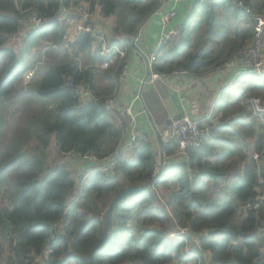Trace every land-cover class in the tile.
I'll use <instances>...</instances> for the list:
<instances>
[{
    "label": "trees",
    "instance_id": "obj_1",
    "mask_svg": "<svg viewBox=\"0 0 264 264\" xmlns=\"http://www.w3.org/2000/svg\"><path fill=\"white\" fill-rule=\"evenodd\" d=\"M159 2L0 0V191L7 201L0 204V259L6 241L11 252L7 264H33L34 256L47 244L51 254L46 264H87L89 250L101 238L108 204L115 194L135 185L142 188L117 203L105 241L91 251V264H183L191 259L181 252L186 236L171 239L169 233L174 229L169 233L163 229L169 216L148 186L156 162L148 136L139 139L127 155L116 158L114 177L91 173L88 189L80 179L84 195L70 198L77 184L67 165L59 163L63 153H92L100 159L118 147L120 130L103 109V101L116 88L124 67L116 60L108 69H98L104 59L89 34L76 33L53 19L61 9L78 14L83 7L91 16L98 10L95 15L114 19L112 29L117 37H129L122 42L129 48L130 38ZM191 8L180 20L178 47L158 50L151 65L154 72L169 74L182 68L193 75L222 66L253 34V22L244 10L264 13V0H208L201 5L192 3ZM31 12L43 24L23 30L20 22ZM218 20L229 26L218 25ZM15 36L18 39L11 42ZM108 41L123 48L114 37ZM78 53L88 56L89 67L80 68L74 59ZM30 71L36 80L29 82L27 90L17 92L20 76ZM97 78L107 81L108 88H98ZM235 81L230 94L239 102L226 122L227 129H212L210 123V135L187 150L188 160L172 156L174 149L167 146L164 154L172 157L156 181L158 189L172 190L164 203L171 207L178 226H187L194 233L209 231L199 236L194 264L202 259V251L209 253L212 264H264V252L259 248L264 233H258V226H264V202L254 207V197L263 187L259 178H264V127L249 114V98L264 99V78L246 73ZM76 86L92 91L95 100H79ZM11 105L18 118L4 136V117ZM244 106H248L246 115ZM250 136L254 139L249 148L245 138ZM52 141L59 156L47 161ZM253 152L260 154L257 161L250 159ZM230 167L234 178L224 195L207 196L208 182L221 184ZM188 168L193 170L192 178ZM247 203L253 207L240 211V204ZM58 222L61 227L56 231L53 226Z\"/></svg>",
    "mask_w": 264,
    "mask_h": 264
},
{
    "label": "built area",
    "instance_id": "obj_2",
    "mask_svg": "<svg viewBox=\"0 0 264 264\" xmlns=\"http://www.w3.org/2000/svg\"><path fill=\"white\" fill-rule=\"evenodd\" d=\"M208 0H193L197 5L204 4ZM81 17L68 12L66 9H61L53 21L66 24L69 28L75 30L76 33H87L90 38L95 41L98 45V55L104 58L102 63H100V68L108 69L112 63L125 55L128 48H120L118 45H110L106 35L103 30L94 26L92 16L80 7ZM245 13L249 15L250 20L253 22V34L248 42V44L236 51L228 60H226L222 66L216 67L217 69H222L229 71L232 68L238 69L235 76L246 73H254L260 77L264 78V13L258 12L253 13L249 9L244 10ZM176 17V12L171 10L165 13L160 18L161 23V33L158 39V45L156 49L150 54L149 62L151 72L148 76V82L153 83L158 79H163L166 75H186L189 72L185 69L179 68L171 71L169 74L154 72L151 68L153 61L156 59L158 50L162 47L168 49H174L178 47L181 39V25L169 26V21ZM23 30L35 29L42 26L43 21L34 12L28 13L20 22ZM18 39V36L15 40ZM126 72L121 71L117 78V86L113 91L104 98L103 109L107 111L115 120L116 126L120 130V136L118 140V147L114 149L113 153L104 157L97 158L92 153H74L70 152L67 155H71L77 159L84 161H92L95 166L90 170L92 173H100L103 177H114L117 174V164L116 158L134 147L137 141L144 137V134L137 133L136 122L137 113L132 110L131 104L118 106L117 95L120 90L119 85L122 83ZM74 93L79 100H95L96 96L89 89H84L82 87H74ZM260 99L256 97H250L249 105L250 112L253 118L261 123L264 127V106H260ZM209 117H191L187 113L180 114L178 117L171 119L170 123L159 132L158 142L160 146L157 148V160L153 164L151 179L148 182V186L151 187L152 191L157 197V187L156 181L157 177L162 171L163 167L172 156L185 157L188 160L187 150L193 147H198L203 140L207 139L210 135ZM126 135L129 137L125 140ZM167 146H172L174 149V155L166 156L164 154V149ZM128 149V150H127ZM263 152H264V130H263ZM260 154L253 152L250 155L252 161H257ZM193 170L188 168L187 175L192 178ZM259 182L263 187L257 191L254 197V207L257 203L264 202V178H259ZM158 201H162L157 197ZM163 206L166 211L170 210L164 201ZM253 207L250 203L243 205V209H249ZM57 224L53 226L56 230ZM189 231L186 226H177V229L169 234L172 239H182L183 235H189ZM199 241V238H198ZM51 254L50 245L47 244L39 255L34 256L33 264H46L49 260ZM192 254V253H191ZM199 262V261H197ZM170 264H178L173 261Z\"/></svg>",
    "mask_w": 264,
    "mask_h": 264
},
{
    "label": "crops",
    "instance_id": "obj_3",
    "mask_svg": "<svg viewBox=\"0 0 264 264\" xmlns=\"http://www.w3.org/2000/svg\"><path fill=\"white\" fill-rule=\"evenodd\" d=\"M192 1L193 0H162V5L158 12L151 16V18L148 19V21L140 28L139 37L136 41L137 45L148 55V57L158 45V39L162 29L160 18L165 13L174 10L176 12V17L169 21L168 25L170 27L174 25H181L180 20H183L182 16L189 13L192 9ZM98 13L99 11L95 10L92 16L94 26L104 31L107 40H113L114 37L116 40H119V43L123 47L124 45L122 42L126 41L129 37H117L112 29L114 27V19L95 15ZM71 36H74V33H72ZM131 38L129 40V48L126 50L125 55L122 58H119L116 62L119 63L121 61L120 63H123L124 67L122 70L126 72L122 83L119 85L120 90L117 95V104L121 107L131 104L132 110L138 115L136 131L137 133L148 136L153 141V150L156 155V160V152L159 145L157 139L151 132V127L149 125L150 120L155 123V127L160 131L161 129L163 130L167 127L166 121L168 119L177 115L187 113L194 118L205 115V117H209V124L211 123L210 125L212 126V129L219 128L218 130L220 131L227 129L226 122L229 119L224 116L228 112V106L224 107V103L225 100L227 103L234 100V95L230 94L234 90H231L230 87L235 84V80L238 77L235 76L238 72L237 67L232 68L229 71L217 68L208 69L193 75L188 71L189 73L186 75H166L163 79H158L153 83L147 81L141 91L144 108L138 97V90L142 75L144 74L145 65L140 55L135 53L130 48ZM95 45H97V43H95ZM74 59L78 61L80 68L90 66V62L86 54H75ZM102 61L100 63H102ZM100 63L97 67L98 69L103 70L100 68ZM20 78V81L27 80L30 82L36 80L34 72L32 71L23 74ZM94 83L98 88H108L107 81L101 80L100 78H97ZM21 89V87H18V90ZM224 91L227 93L223 94ZM220 96L224 99V101L216 105ZM246 113L247 112H244V115H246ZM212 138L215 139V136ZM128 139L129 137L126 135L125 140ZM47 151L49 152V155L50 152L54 151V157L56 156L55 158H58L59 153H57V146L53 141L49 145ZM66 155L67 154L63 153L59 157L61 158L63 156L65 158ZM125 155H127V152ZM79 160L80 159L75 158L73 163H77L76 161ZM80 161L81 168H76L74 172L77 176L72 175L75 183L80 182V179L83 181L88 180L90 177L89 174L92 173L90 170L95 166V163L92 161ZM69 163L72 164V161H69ZM48 165L52 166V164ZM241 166L242 165L240 164V167ZM230 183L231 181H222V184H224L222 187L226 188ZM172 229H175V226H173ZM200 235H202L201 232L194 234L191 238L192 245L195 249L198 248L197 243ZM194 248H190L186 241L181 250L185 258H191L187 261L189 264L194 263ZM201 254L202 260L203 257L205 260L209 259V264H211L209 253L207 251H202ZM187 262L183 264H186Z\"/></svg>",
    "mask_w": 264,
    "mask_h": 264
},
{
    "label": "rangeland",
    "instance_id": "obj_4",
    "mask_svg": "<svg viewBox=\"0 0 264 264\" xmlns=\"http://www.w3.org/2000/svg\"><path fill=\"white\" fill-rule=\"evenodd\" d=\"M192 3H193V1H192ZM79 9H80V7H79ZM82 9L85 10L83 7H82ZM78 14H80V10H78ZM78 14L76 13L75 15L78 16ZM218 25L229 26V22L225 23V21L218 20ZM243 25H247V22L244 21ZM221 29H222V27H221ZM16 37L17 36L13 37L11 39V42H15ZM20 80H21V78L18 80L17 85H16V91L17 92H21L23 90H27L28 89L29 82L27 80H23V81H20ZM18 87H21L22 89L18 90ZM226 93H227L226 91L223 92V94H226ZM252 97H256V96H252ZM256 98L260 99V101H261L260 106L263 107L264 106V102H263L264 99H262V97H258V96ZM243 99H244V97H243ZM223 101H224V99L221 97V99L219 101V104L222 103ZM233 102H234V100H232L230 103H224V107L228 106V112L225 114V116H224L225 118L231 119L233 117L234 114L232 113L233 112L232 109L238 107L237 104H238L239 101H236L234 103ZM243 103L244 102H241V104H243ZM243 109H244L243 112H247L248 111V106H244ZM235 111L237 112V109H235ZM249 114L251 115V112ZM252 117L253 116L251 115V118ZM17 118H18V113L14 110V107L11 105L9 111L7 112V114H5V117H4V123H3V134H4V136H5V134H8L12 130L13 126L15 125V123L17 121ZM254 123H255V127H256L257 126V122L255 121ZM5 129H6V133H5ZM246 138H245V140H249V148H250L251 147L250 142L254 139V136L253 137L250 136L247 139ZM0 144H1V140H0ZM246 152L248 153V149L246 150ZM54 155H55L54 151L50 152V155H49V152L47 151V158H48L47 161L54 160V158L56 157V156L54 157ZM66 156H65V158L63 156H62L63 158L59 157V160H60L59 163H64L65 165H67V167L71 170V174L73 176H77L74 172H75L76 168H81V165H80L81 161L79 160V161H76L77 163H73L75 158L73 156H71V155H66ZM64 160L65 161L67 160V161L65 162ZM231 160L233 161L234 159L232 158ZM69 161H72V164H70ZM52 163H53V161H52ZM243 163L244 162H241L240 164L242 165ZM186 172H187V170H186ZM233 173H234V168H232V167L228 168L227 169V173L225 175L226 177L224 178L223 181L224 182L231 181L232 178H234V174ZM86 181H88V180H84L83 183H85V185H84L85 189H88V183ZM75 184H77V187L74 188V190L72 192V196L70 198L75 197L77 193H80V194L84 195V189L82 187H80L81 183L78 182V183H75ZM208 185H209L208 186L209 188H206L207 189L206 193L208 194L207 196H210V197H222L224 195L225 191H226L225 188L222 187L224 185L222 183L218 184V185H215V184H212L211 181H210V182H208ZM213 188H215V189H213ZM157 190H158L157 191V197L160 200H162V201H166L167 199L170 200L171 196L168 195V194L170 192H172V190L167 189V188H161V189L157 188ZM258 190H260V189H258ZM3 200H4V194H3V191L1 190L0 191V204L7 202L6 200H4V201ZM162 201H160V203L163 205ZM76 202L80 204V201L76 200ZM101 206L103 207V209H105L104 205H101ZM81 210H84V209L81 208ZM239 210L240 211H242V210L244 211L242 204H240ZM167 214L169 216V221L162 225L163 229H165V231L169 233L170 230L172 229V227L175 226V229L172 231V232H174L177 229L178 225L176 224L175 216H174V213H173L171 207H170V210L167 211ZM98 215H101L103 217L102 213H100ZM172 223H174V225H172ZM60 227H61V224L58 222L57 226H56V231H59ZM186 228H187V230L190 233L189 235H187L185 237L187 239V244L189 245L190 248H194V246L192 245V239L191 238H192V236L194 234H198V233H194L187 226H186ZM258 228H259L258 229V233H264V226L259 225ZM172 232H170V233H172ZM208 232H209L208 230H203V231H201V234L202 235H206ZM259 248H260L261 251L264 252V243L261 242L260 245H259ZM3 249H4V253L2 255V258L0 259V264H7L8 257L11 255L10 246H9L8 242H6V241L3 242ZM186 264H189V262H187ZM196 264H209V259L205 260V258L203 257V260L201 259L200 262H197ZM211 264H212V262H211Z\"/></svg>",
    "mask_w": 264,
    "mask_h": 264
},
{
    "label": "water",
    "instance_id": "obj_5",
    "mask_svg": "<svg viewBox=\"0 0 264 264\" xmlns=\"http://www.w3.org/2000/svg\"><path fill=\"white\" fill-rule=\"evenodd\" d=\"M162 5V0H160L159 4L150 12V14L144 19V21L142 22V24L140 25V27L138 28V31L133 34L132 38H131V42H130V48L135 52L137 53L138 55H140V57L142 58L143 62H144V65H145V69H144V74L142 75V78H141V81H140V87H139V90H138V97L141 101V103L143 104V107H144V103H143V100H142V97H141V91H142V88L143 86L145 85V83L147 82L148 80V76L151 72V69H150V62H149V57L146 53H144L140 47L137 45L136 41L139 37V30L140 28L148 21V19L151 18V16L155 15L159 8L161 7ZM145 108V107H144ZM179 115L175 116V117H178ZM173 117V118H175ZM171 118V119H173ZM171 119H168L166 122H167V125L170 123ZM149 125L151 127V132L152 134L155 136L156 139H158L159 137V132L162 131V129L159 131L156 127H155V123L150 120L149 121ZM166 125V126H167ZM166 128V127H165ZM158 141V140H157ZM158 145L160 146V143L158 142ZM142 187L139 186V185H135V186H130V187H127L123 190H121L120 192H118L117 194L114 195V197L112 198V200L110 201V203L108 204L107 208H106V211H105V216H104V225H103V231H102V235H101V238L100 240L92 246V248L89 250L88 252V263L87 264H91L92 263V260H91V251L100 246L106 239V236H107V233L109 231V226H110V221H111V215H112V212L115 208V206L117 205V203L125 198L126 196L128 195H131V194H134L136 192H138Z\"/></svg>",
    "mask_w": 264,
    "mask_h": 264
},
{
    "label": "clouds",
    "instance_id": "obj_6",
    "mask_svg": "<svg viewBox=\"0 0 264 264\" xmlns=\"http://www.w3.org/2000/svg\"><path fill=\"white\" fill-rule=\"evenodd\" d=\"M172 239V238H171ZM183 239V238H182ZM187 240V239H186ZM185 243H186V241H185ZM194 261V260H193Z\"/></svg>",
    "mask_w": 264,
    "mask_h": 264
}]
</instances>
